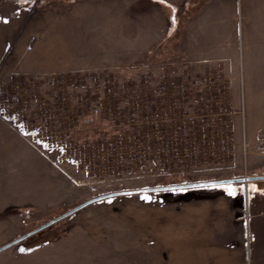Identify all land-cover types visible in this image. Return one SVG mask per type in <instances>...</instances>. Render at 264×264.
<instances>
[{
  "label": "rangeland",
  "instance_id": "1",
  "mask_svg": "<svg viewBox=\"0 0 264 264\" xmlns=\"http://www.w3.org/2000/svg\"><path fill=\"white\" fill-rule=\"evenodd\" d=\"M172 4L0 0V98L18 79L35 82L42 97L62 89L73 95L81 119L98 124V108L90 110L93 99L83 113L80 107L89 90L95 92V84L103 85L101 89L108 85L118 94L128 80L157 74L168 63L194 73L206 69L208 64L188 65L181 44L171 39L173 31L181 34L185 26L181 3ZM237 4L236 54L221 64L231 79L235 106L244 110L236 119L241 129L235 132L233 162L176 176L127 174L110 191L264 174V140L258 139L259 130L264 131V0ZM68 77L87 85L73 86ZM243 139L250 143L246 153ZM51 149L0 114V246L108 192L74 184ZM218 186H238L250 211L264 208V179ZM180 190L93 202L1 250L0 264H228L229 257L200 256L198 249L199 204L219 193L203 187ZM255 250L247 252V264H259Z\"/></svg>",
  "mask_w": 264,
  "mask_h": 264
},
{
  "label": "built area",
  "instance_id": "2",
  "mask_svg": "<svg viewBox=\"0 0 264 264\" xmlns=\"http://www.w3.org/2000/svg\"><path fill=\"white\" fill-rule=\"evenodd\" d=\"M68 78L73 86L87 85ZM34 83L12 81L0 98V114L52 148L71 181L92 191L109 192L127 174L176 176L235 159V122L244 110L235 106L220 64L194 73L168 63L157 74L128 80L118 94L97 83L80 107L83 113L93 99L98 124L81 119L72 94L58 89L42 97ZM258 139L264 140L262 129ZM249 144L243 139L245 153Z\"/></svg>",
  "mask_w": 264,
  "mask_h": 264
},
{
  "label": "crops",
  "instance_id": "3",
  "mask_svg": "<svg viewBox=\"0 0 264 264\" xmlns=\"http://www.w3.org/2000/svg\"><path fill=\"white\" fill-rule=\"evenodd\" d=\"M166 2L173 3L172 5L181 3L179 9L185 26L181 34L178 30L173 31L175 33L171 39L181 44L183 49L181 55L188 61V65L211 63L221 65L232 56L231 53L236 54L238 0H166ZM240 127V120H236V134L239 133ZM203 169L211 170L208 167L201 170ZM202 187L215 189V193H219L220 196L213 200L206 199L199 204L197 230L199 255L229 257L228 264H247V252L249 254L251 249H256L255 252L259 254L256 253L259 257L258 263L263 264L264 208L256 212L250 211L249 207L246 209L240 198L238 186ZM202 213L205 214L203 220ZM222 263L227 264L224 260Z\"/></svg>",
  "mask_w": 264,
  "mask_h": 264
},
{
  "label": "water",
  "instance_id": "4",
  "mask_svg": "<svg viewBox=\"0 0 264 264\" xmlns=\"http://www.w3.org/2000/svg\"><path fill=\"white\" fill-rule=\"evenodd\" d=\"M258 179H264V174L260 175H246L243 177H236V178H223V179H214V180H203V181H196V182H186V183H176V184H168V185H160V186H153V187H147V188H141V189H131V190H116V191H110L105 192L102 194L95 195L82 203L70 208L69 210L61 213L60 215L44 222L43 224L37 226L36 228L32 229L29 232H26L25 234L15 238L14 240H11L10 242H7L0 246V251L3 249L8 248L9 246L20 242L24 240L25 238L37 233L38 231L54 224L55 222L63 219L64 217L76 212L77 210L93 203L97 202L106 198H110L113 196L121 195V194H131V193H141V192H158V191H170V190H180V189H190V188H196V187H202V186H211V185H219L224 183H231V182H248L252 180H258Z\"/></svg>",
  "mask_w": 264,
  "mask_h": 264
},
{
  "label": "trees",
  "instance_id": "5",
  "mask_svg": "<svg viewBox=\"0 0 264 264\" xmlns=\"http://www.w3.org/2000/svg\"><path fill=\"white\" fill-rule=\"evenodd\" d=\"M178 191H183V190H176V192H178ZM177 194H179V193H177Z\"/></svg>",
  "mask_w": 264,
  "mask_h": 264
},
{
  "label": "snow or ice",
  "instance_id": "6",
  "mask_svg": "<svg viewBox=\"0 0 264 264\" xmlns=\"http://www.w3.org/2000/svg\"><path fill=\"white\" fill-rule=\"evenodd\" d=\"M21 251H24L23 249H21Z\"/></svg>",
  "mask_w": 264,
  "mask_h": 264
}]
</instances>
